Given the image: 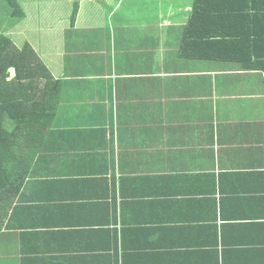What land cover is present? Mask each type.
I'll return each instance as SVG.
<instances>
[{"label": "crops", "instance_id": "0c3cea01", "mask_svg": "<svg viewBox=\"0 0 264 264\" xmlns=\"http://www.w3.org/2000/svg\"><path fill=\"white\" fill-rule=\"evenodd\" d=\"M23 2L7 34L60 94L24 135L0 264H264V0Z\"/></svg>", "mask_w": 264, "mask_h": 264}, {"label": "trees", "instance_id": "16d2710c", "mask_svg": "<svg viewBox=\"0 0 264 264\" xmlns=\"http://www.w3.org/2000/svg\"><path fill=\"white\" fill-rule=\"evenodd\" d=\"M229 1L196 0L195 9L202 12L201 16L211 9L213 14L220 16L221 12L222 14L230 12L220 10V7ZM245 3L246 0H234L235 6ZM214 4H218L217 8H214ZM76 15L77 8L74 18ZM24 18L25 12L18 0H0V204L4 203L9 187L18 181L16 176L19 172L16 167L21 163V150L31 141L24 135L35 136L38 127L42 129V126L49 124L54 116L55 101L60 94L59 81H56L36 49L31 45L20 48L7 34L8 24L16 26ZM186 36H189V33H186ZM220 43L226 44L225 41ZM187 45L183 48L184 58L234 62L232 48L229 55L225 49V53L220 56L207 52L197 56L188 52ZM226 46L227 49L230 47L229 44ZM11 69L16 71L13 79ZM41 85H44L45 90L39 89ZM41 92L45 100L33 101Z\"/></svg>", "mask_w": 264, "mask_h": 264}, {"label": "rangeland", "instance_id": "374dc122", "mask_svg": "<svg viewBox=\"0 0 264 264\" xmlns=\"http://www.w3.org/2000/svg\"><path fill=\"white\" fill-rule=\"evenodd\" d=\"M19 1V4L21 5V7L23 8V10H24V8H25V5H24V2H23V0H18ZM5 2V1H4ZM6 3V2H5ZM45 5L48 7V8H52V7H54V5H55V3H45ZM7 11H8V9H6ZM24 12H25V18L21 21V22H19L17 25H16V27H15V30H16V32H18V31H22L23 29V26H24V24H25V21H26V19H28L29 18V13H28V11H25L24 10ZM20 21V20H19ZM37 23H34L33 24V26L37 29ZM12 31V30H11ZM20 48H23V47H20ZM11 76H16V73H15V71H11Z\"/></svg>", "mask_w": 264, "mask_h": 264}]
</instances>
